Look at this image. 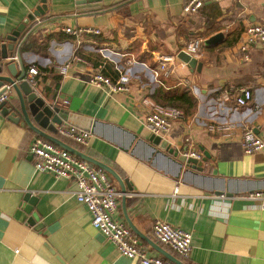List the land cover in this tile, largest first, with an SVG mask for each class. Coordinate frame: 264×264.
<instances>
[{
  "label": "crops",
  "instance_id": "0c3cea01",
  "mask_svg": "<svg viewBox=\"0 0 264 264\" xmlns=\"http://www.w3.org/2000/svg\"><path fill=\"white\" fill-rule=\"evenodd\" d=\"M186 1L45 0V12L20 30L13 58L18 68H38L33 87L68 111L63 124L91 131L87 146L56 135L107 173L119 191L113 216L130 227L127 215L148 255L167 258L161 247L185 264H264V200L244 197L264 189V149L246 153L242 145L248 127L264 136V44L251 43L248 58L239 48L248 24L264 25V0H203L194 12L183 10ZM41 4L0 0V34L15 31ZM79 25L100 32L76 38L64 30ZM192 38L203 42L194 66L153 75L158 54L179 60ZM121 69L131 76L126 92L89 82L96 71L116 79ZM241 87L252 94L245 104L235 99ZM223 91L228 98L220 101ZM8 94L7 104L18 106L15 90ZM150 102L181 105L162 137L168 147L144 126ZM39 136L0 112V264H137L91 224L73 177L35 169L31 143ZM186 147L207 156L202 169L186 163ZM219 193L233 197L210 196ZM156 219L191 232L187 256L155 237Z\"/></svg>",
  "mask_w": 264,
  "mask_h": 264
},
{
  "label": "built area",
  "instance_id": "2783aa9c",
  "mask_svg": "<svg viewBox=\"0 0 264 264\" xmlns=\"http://www.w3.org/2000/svg\"><path fill=\"white\" fill-rule=\"evenodd\" d=\"M203 3V0H187L183 5V10L188 12L196 11ZM64 30L76 38L82 33H99L100 29L92 26H65ZM259 41L264 44V25L259 23L248 24L245 28V38L239 43V48L243 52V57H249V45ZM200 38L190 39L184 50L191 58H199L202 46ZM186 62L176 60L171 54H158L157 65L153 70V75L167 73L175 64H185ZM66 65L60 66V71L64 73ZM38 68L29 65L24 74L32 86L36 82ZM130 72L128 69L119 70L116 79H112L101 71H96L89 78V82L108 89L109 91H128L130 89ZM11 87L0 94V101L9 99L8 91ZM251 90L241 87L235 99L239 104H245L251 98ZM228 98L226 91L220 93L218 100L223 101ZM67 99H64L65 103ZM149 109L144 115V126L152 133L164 136L170 129L171 121L182 115V110L170 107L159 106L149 103ZM223 124V123H221ZM221 124H208V128H222ZM230 124V123H228ZM58 132L74 141L87 146L92 133L88 129L78 127L74 124H62L58 127ZM186 141L190 138L186 137ZM242 145L246 153H252L264 149V136L258 135L251 127L244 129L242 133ZM31 151L34 156V167L40 171H49L56 177H73L76 181L74 194L78 201L83 202L89 213L91 224L99 229L101 233L110 240L118 252L126 257L136 259L137 264H177L169 258L162 256L148 255L145 249L138 242L137 237L132 233L131 228L124 222L114 218L113 213L117 207L119 191L114 187L107 173L101 168L88 163L78 157L65 147L44 137H36L31 143ZM185 156H192L197 159L202 157V153L194 148L182 150ZM211 197H233L225 193L210 194ZM246 198L254 200H264V189H256L244 195ZM155 237L164 244L169 245L177 254L187 256L191 247L192 234L189 230L173 225L172 223L156 219L152 226Z\"/></svg>",
  "mask_w": 264,
  "mask_h": 264
},
{
  "label": "water",
  "instance_id": "95a60500",
  "mask_svg": "<svg viewBox=\"0 0 264 264\" xmlns=\"http://www.w3.org/2000/svg\"><path fill=\"white\" fill-rule=\"evenodd\" d=\"M42 4L33 9L24 20V22L10 34L1 35L0 34V94L7 90V86L9 85L13 88L17 94L19 103L18 106L8 105L7 103L10 101L9 99L0 101V112L7 115L8 118L12 120H20L22 119L32 130H34L37 134L45 137L46 139L53 141L54 143L61 145L62 147L67 148L71 152L85 158H89L86 154L82 153L77 148L67 144L62 139L57 137L56 133L58 131V127L63 124L65 121L68 111L63 107L55 105L49 101H46L41 95H39L36 89L26 80L24 79V74L26 72L23 64L20 63V67L18 68L16 60L14 57V52H17V56L19 55V50L15 47V41L18 37L20 30L24 28V24H28L29 21L34 20L36 17H39L46 10L45 0H41ZM219 35H213L205 40V43L212 42ZM178 57L188 63L191 66H194L196 63L195 58H191L189 53L184 50H181L178 54ZM7 85H6V84ZM72 122V121H70ZM153 141L158 143L161 147H168L169 143L166 139H162V136L154 134L152 135ZM207 156H203L200 159H197L192 156H188L187 164L192 167H197L202 169V162ZM94 160V159H93ZM98 163L97 161H95ZM102 165V163H98ZM105 168L115 175L121 185V191L126 192V183L118 175L114 173V171L106 167ZM130 188V187H129ZM29 193H26V196L29 198ZM28 195V196H27ZM126 216V220L130 227L139 234V231L135 229L129 218ZM163 255L177 264H185L180 259L176 258L174 255L166 251L161 247H157Z\"/></svg>",
  "mask_w": 264,
  "mask_h": 264
},
{
  "label": "trees",
  "instance_id": "16d2710c",
  "mask_svg": "<svg viewBox=\"0 0 264 264\" xmlns=\"http://www.w3.org/2000/svg\"><path fill=\"white\" fill-rule=\"evenodd\" d=\"M180 98H181V96H180ZM172 106H173V105H172ZM174 107H176V108H180V107H181V105L177 106V104H176V106H174Z\"/></svg>",
  "mask_w": 264,
  "mask_h": 264
}]
</instances>
